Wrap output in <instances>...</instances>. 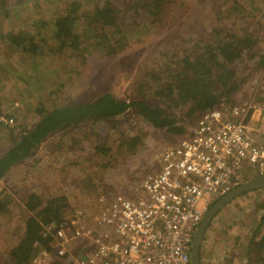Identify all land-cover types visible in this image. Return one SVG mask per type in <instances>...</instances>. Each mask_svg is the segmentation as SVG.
<instances>
[{
	"label": "rangeland",
	"instance_id": "rangeland-1",
	"mask_svg": "<svg viewBox=\"0 0 264 264\" xmlns=\"http://www.w3.org/2000/svg\"><path fill=\"white\" fill-rule=\"evenodd\" d=\"M104 1L0 0V113L13 118L12 126L0 125V158L38 122L39 110L105 94L161 107L183 131L155 129L131 108L113 119L88 120L49 136L0 180V264H13L10 252L33 214L25 207L30 194H37L44 205L64 198L63 216L75 208L92 213L100 195L110 200L129 197L140 179L156 169L160 152L190 133L203 113L192 112L193 103L176 92L155 93L161 85H178L182 69L177 61L188 55L194 62L201 56L200 72L208 78L217 73L216 64L234 71L231 86L219 89L216 107L264 102V0H166L156 23L152 17L146 23L143 10L135 12L136 0H112L120 8V20L132 23V32L127 40L111 39L116 44L109 54L88 40L73 51L53 39L55 20L63 16L77 18L78 31L85 35L88 13ZM11 37L22 39L21 46L12 48ZM31 45L39 47L37 56H24ZM224 45L238 58L227 61L217 52L215 61L206 57L207 49ZM200 72L189 69L187 74L207 80ZM136 137L139 141L131 147ZM239 200L214 219L221 224L213 249L207 248L205 238L202 242V264H264V190ZM261 239L262 246L256 248Z\"/></svg>",
	"mask_w": 264,
	"mask_h": 264
},
{
	"label": "built area",
	"instance_id": "built-area-1",
	"mask_svg": "<svg viewBox=\"0 0 264 264\" xmlns=\"http://www.w3.org/2000/svg\"><path fill=\"white\" fill-rule=\"evenodd\" d=\"M2 124L13 118L0 113ZM261 176L264 102L213 108L160 152L129 197L100 195L92 213L75 208L45 226L51 251L38 248L30 264H191L193 237L210 207Z\"/></svg>",
	"mask_w": 264,
	"mask_h": 264
},
{
	"label": "trees",
	"instance_id": "trees-1",
	"mask_svg": "<svg viewBox=\"0 0 264 264\" xmlns=\"http://www.w3.org/2000/svg\"><path fill=\"white\" fill-rule=\"evenodd\" d=\"M165 2L166 0H136L134 1V9L135 12L139 9L145 12L146 23L151 17V23H156L160 20ZM119 14L120 8L115 6L112 0H105L103 6L92 7L91 12L88 13V22L87 25H84L83 30L85 35L78 31L75 23L77 18L63 16L55 20L52 37L61 46H68V49L73 51L77 50L79 45L84 44V40H88L90 44L95 42L99 49L105 47L107 51L105 53L109 54L114 48V43L116 44V42L112 43L111 39L120 37L119 40H127V36L131 35L132 32L130 30L132 23L120 20ZM10 39L12 48L21 46L22 39H19V37H11ZM37 47V45H31L24 56H37ZM228 47L224 45L222 48L219 46L207 49L205 55L206 57L210 55L208 59L213 61H215L216 52L224 56L227 61L232 57L238 58L237 52L233 50L229 52ZM31 62H34V60ZM202 62L203 58L201 56L193 62L188 55L177 61V67L182 69L177 74L178 85L174 88L171 85H161L155 93L157 95L164 93L172 95L176 92V96L179 98L193 103L192 112L204 113L216 108L219 89L231 86L228 83L234 78V71L224 64H216L217 73L208 78L209 76H205L206 72H200L204 68L201 65ZM198 68L200 74L204 75L207 80L198 74H187L189 69L196 71ZM32 73L29 72L28 74L35 79L36 75ZM24 80L28 82L25 77ZM228 91L230 92L231 89ZM131 108L135 109L137 114L155 129H163L172 133L183 131L178 126L177 119L161 107L151 106L144 100L133 102L118 100L108 94L90 102L51 111L42 112L37 109L38 122L31 129L25 130L19 140L14 141V144L0 158V180L7 175L13 165L29 158L49 136L76 127L88 120L101 122L113 119L126 113ZM138 141L137 137L134 138L130 146L133 147ZM25 205L26 210L33 214L25 221L24 233L19 244L10 252L13 264H30L38 248L45 247L47 251H51L49 247L50 236H41L43 229L41 225L58 224L63 216L62 210L66 207L64 198L50 199L44 205L39 196L33 193L27 197ZM2 207L3 205L0 202V212ZM263 240L261 239L256 248L262 246ZM250 244L255 245L253 240Z\"/></svg>",
	"mask_w": 264,
	"mask_h": 264
},
{
	"label": "water",
	"instance_id": "water-1",
	"mask_svg": "<svg viewBox=\"0 0 264 264\" xmlns=\"http://www.w3.org/2000/svg\"><path fill=\"white\" fill-rule=\"evenodd\" d=\"M264 190V176L249 180L232 190L219 200H217L204 215L200 225L198 226L192 241L191 247V264H201L199 254L202 246L203 238L211 220L219 213L225 206L239 199L240 197L249 193Z\"/></svg>",
	"mask_w": 264,
	"mask_h": 264
},
{
	"label": "crops",
	"instance_id": "crops-1",
	"mask_svg": "<svg viewBox=\"0 0 264 264\" xmlns=\"http://www.w3.org/2000/svg\"><path fill=\"white\" fill-rule=\"evenodd\" d=\"M18 164H20V163H18ZM17 164V165H18ZM15 166L16 165H13V167L12 168H15ZM11 168V169H12ZM11 169H10V171H11ZM9 171V172H10ZM236 201V203L237 202H240V200L239 199H237V200H235ZM235 201H233L232 203H230L231 205H233L234 203H235ZM224 208H226L227 209V212H228V205L227 206H225ZM219 214V213H218ZM220 215H217V216H215V218L216 217H219ZM214 218V219H215ZM218 223L217 222H215V224H214V220H213V222H211V224L210 225H212V227H210V225L208 226V228H207V230H206V233H205V235H204V238L206 239L205 241H207V244H209L208 245V249H213V243H214V240H215V236L218 234L217 233V231H219V227H220V224L221 223H219V226L217 225ZM240 228H241V226H240ZM240 228H237L236 229V231H237V234L239 233V231H241L240 230ZM222 229H223V227H222ZM221 229V230H222ZM204 238H203V240H204ZM213 242V243H212ZM240 242V241H239ZM242 247H243V244H242ZM203 263V259H201V264Z\"/></svg>",
	"mask_w": 264,
	"mask_h": 264
},
{
	"label": "flooded vegetation",
	"instance_id": "flooded-vegetation-1",
	"mask_svg": "<svg viewBox=\"0 0 264 264\" xmlns=\"http://www.w3.org/2000/svg\"><path fill=\"white\" fill-rule=\"evenodd\" d=\"M46 139H47V138H46ZM242 197H243V196H242ZM217 215H218V213H217ZM217 215H216V216H217ZM214 218H215V217H214ZM214 218L211 220V222H213ZM211 222H210V224H211ZM210 224H209V225H210ZM200 255H201V247H200V254H199V258H200V262H201V256H200ZM243 262H244L243 264H246L245 261H243Z\"/></svg>",
	"mask_w": 264,
	"mask_h": 264
},
{
	"label": "clouds",
	"instance_id": "clouds-1",
	"mask_svg": "<svg viewBox=\"0 0 264 264\" xmlns=\"http://www.w3.org/2000/svg\"><path fill=\"white\" fill-rule=\"evenodd\" d=\"M253 179H254V178H253ZM250 180H252V179H250ZM247 181H249V180H247ZM247 181H246V182H247Z\"/></svg>",
	"mask_w": 264,
	"mask_h": 264
}]
</instances>
